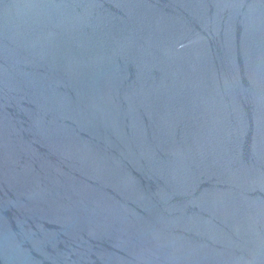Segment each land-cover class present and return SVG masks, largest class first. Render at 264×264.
<instances>
[{"label":"water","instance_id":"1","mask_svg":"<svg viewBox=\"0 0 264 264\" xmlns=\"http://www.w3.org/2000/svg\"><path fill=\"white\" fill-rule=\"evenodd\" d=\"M0 264H264V0H0Z\"/></svg>","mask_w":264,"mask_h":264}]
</instances>
